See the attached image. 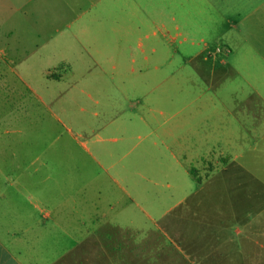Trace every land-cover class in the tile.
<instances>
[{"label": "rangeland", "instance_id": "374dc122", "mask_svg": "<svg viewBox=\"0 0 264 264\" xmlns=\"http://www.w3.org/2000/svg\"><path fill=\"white\" fill-rule=\"evenodd\" d=\"M0 155L48 235L105 215L104 252L196 264L185 204L235 185L264 249V0H0Z\"/></svg>", "mask_w": 264, "mask_h": 264}, {"label": "crops", "instance_id": "0c3cea01", "mask_svg": "<svg viewBox=\"0 0 264 264\" xmlns=\"http://www.w3.org/2000/svg\"><path fill=\"white\" fill-rule=\"evenodd\" d=\"M177 29L179 30V27ZM60 42L62 41H57V45ZM66 50L73 51V48L67 47ZM61 58L64 63L71 61L70 57ZM14 63L13 61L11 64ZM63 65V68L68 66ZM19 68L21 75L22 63ZM68 73H72L71 67ZM55 77L58 81L62 80V76L57 73ZM21 78L24 79L22 75ZM21 175L22 171L13 169L7 155H0V264H141L139 250L124 251L121 246H117L109 253L103 251V246L112 245L110 242L106 245L104 241L118 239L119 236L115 234L119 235V232L101 233L100 230L105 227L124 228L119 225L117 219L107 221L103 219L105 215L100 220L93 214L90 218H85L84 222L88 224L100 222V230H87L85 233L71 231L73 234L52 231L48 235L45 230L46 224L52 222L59 225L60 215L57 213L55 216L52 211L46 212L44 201L37 195L35 198L29 194L37 193L38 187L33 190L30 184L15 182ZM202 185L203 183L199 187L203 189ZM207 188H210L212 193L204 195L203 199L188 201L185 204L191 227L196 228V236H191L188 243L195 249L193 250L196 253V264H264L262 258L264 249L262 247L251 249L250 246L247 247L249 240L247 246L244 242L245 238L254 237L256 234L254 230L258 229L255 225L259 223L256 222V218L252 221L250 215V195L242 197L239 194V187L235 185L227 189H214L209 185ZM250 188L251 186L247 185L243 190L249 192ZM52 202L61 207L60 201ZM71 202L75 203L73 208L78 207V203L86 208H97V205L90 206L86 201L76 200L65 203V206L71 207ZM111 208L115 209L114 206ZM72 216L69 218L70 222L78 223L77 215ZM191 219H196V223ZM234 228H238L239 231L233 233ZM81 239L84 242L77 243V240ZM65 240L71 241V246H67V242L61 243ZM81 245L84 247H80ZM247 249L250 250L246 251ZM100 256L105 257L102 259ZM159 263L157 259L152 258L149 264Z\"/></svg>", "mask_w": 264, "mask_h": 264}]
</instances>
